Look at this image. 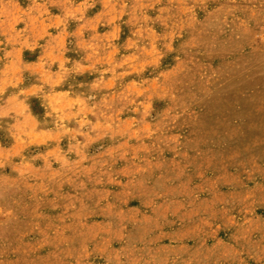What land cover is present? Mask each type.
I'll list each match as a JSON object with an SVG mask.
<instances>
[{
	"label": "rangeland",
	"instance_id": "rangeland-1",
	"mask_svg": "<svg viewBox=\"0 0 264 264\" xmlns=\"http://www.w3.org/2000/svg\"><path fill=\"white\" fill-rule=\"evenodd\" d=\"M0 264H264V0H0Z\"/></svg>",
	"mask_w": 264,
	"mask_h": 264
}]
</instances>
